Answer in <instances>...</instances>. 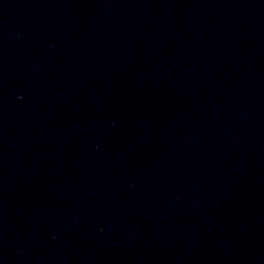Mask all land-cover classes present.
<instances>
[{"label":"water","instance_id":"water-1","mask_svg":"<svg viewBox=\"0 0 264 264\" xmlns=\"http://www.w3.org/2000/svg\"><path fill=\"white\" fill-rule=\"evenodd\" d=\"M0 264H264V0H0Z\"/></svg>","mask_w":264,"mask_h":264}]
</instances>
